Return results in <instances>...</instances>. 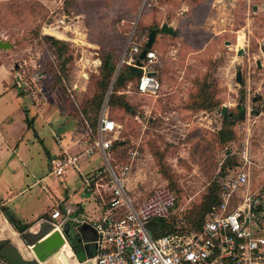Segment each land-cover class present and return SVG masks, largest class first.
<instances>
[{"label":"rangeland","instance_id":"1","mask_svg":"<svg viewBox=\"0 0 264 264\" xmlns=\"http://www.w3.org/2000/svg\"><path fill=\"white\" fill-rule=\"evenodd\" d=\"M165 22L176 35L160 30ZM153 28L158 30L153 50L160 92L143 94L135 79H128L110 101L113 78L99 102L101 57L113 52L120 70L133 32L148 40ZM0 34L12 44L0 49V90L12 78L27 100V84L35 88L34 75L43 73L36 102L54 92L70 106L69 115L85 116L94 128L107 111L118 124L107 136L118 159L132 149L141 153L129 195L142 200L156 186L172 187L178 196L172 218L184 231L193 229L191 220L202 216L209 187L226 174L230 148L240 150L247 143L252 182H264V0H0ZM46 35L67 43L63 56ZM204 90L216 107L198 106L207 100ZM6 100L15 117L22 114L15 99ZM239 104L245 116L234 125L235 142L223 143L218 138L223 107L237 112ZM100 163L98 158L85 167ZM15 248L22 257L37 259L29 246ZM89 250L98 253L95 243ZM64 258L74 264L68 252L57 254L58 260Z\"/></svg>","mask_w":264,"mask_h":264},{"label":"built area","instance_id":"2","mask_svg":"<svg viewBox=\"0 0 264 264\" xmlns=\"http://www.w3.org/2000/svg\"><path fill=\"white\" fill-rule=\"evenodd\" d=\"M147 41L145 34L134 31L125 62L142 69L138 91L157 95L162 84L154 69L156 52L150 48L140 58ZM44 78L43 73H36L35 88L27 84L32 97L42 92ZM83 119L87 134L80 142L82 149L76 154L65 152L53 160L52 173L61 177L67 169H76L85 191L102 205L100 217L92 220L98 253L86 260L94 264H264V182H252L253 154L247 143L240 150L230 148L231 155H238L239 164L228 168L220 180L219 204L208 214L202 228L153 237L148 222L154 217L169 216L177 203L176 194L169 186L161 185L142 200L129 195L128 183L140 151H126V158L118 159L113 140L107 138L117 132L118 124L107 111L100 114L96 128L85 116ZM97 154L102 164L84 172L81 161ZM61 216L60 208L52 213L53 218ZM0 264L11 263L0 253Z\"/></svg>","mask_w":264,"mask_h":264},{"label":"crops","instance_id":"3","mask_svg":"<svg viewBox=\"0 0 264 264\" xmlns=\"http://www.w3.org/2000/svg\"><path fill=\"white\" fill-rule=\"evenodd\" d=\"M11 82L12 78L0 90V239L20 249L29 246L28 235L40 234L43 229L65 230L71 226L74 234L81 224L92 225V220L100 217L102 205L85 191L76 169H67L61 177L52 173L53 160L82 149L80 142L87 134L84 119L69 115L70 106H63L54 92L43 101L36 102L37 97L32 99L31 95L24 100L26 95ZM9 97L16 100L21 115L15 117L10 111ZM98 158L99 154L82 160L80 168L84 172L97 168L102 159L99 165H85ZM57 208L62 216L53 218ZM26 223H31L30 227L20 232L16 224ZM85 232L88 238L95 237L92 227ZM86 243L81 242L83 248Z\"/></svg>","mask_w":264,"mask_h":264},{"label":"trees","instance_id":"4","mask_svg":"<svg viewBox=\"0 0 264 264\" xmlns=\"http://www.w3.org/2000/svg\"><path fill=\"white\" fill-rule=\"evenodd\" d=\"M154 29L155 28H153L152 30H154ZM155 30L157 31V34H158V30L157 29H155ZM160 30H161V28H160ZM45 37L49 40L50 44L57 50L58 55L63 56L64 52L66 51L65 49L67 48V43L64 40L56 38L52 35H46ZM144 47H146V45H144L143 48ZM151 49H153V47ZM101 59H102V64H101V69H100L101 79L99 80V87H100L99 102H101L103 100V98L105 97V95L108 93L113 78H115V80H114L115 82L113 83V92L111 93L110 101L112 99H115L116 97H118L117 91L119 90L120 85H124L126 80L135 79L136 87H137L139 79H140L141 74H142L141 68L126 63L125 67H123V68L121 67V69L118 70L117 64L115 62L116 61L115 55L111 51L106 52L101 57ZM115 73H117L116 77H114ZM202 95H204V97L207 98V100L206 101L204 100V102L200 103L198 105L199 107H202L205 109H212V108L217 106V102L215 100L211 99L212 96L208 97L205 90L202 93ZM122 102H123L122 106H125L127 109H131V105L128 102H126V101H122ZM227 111H228V108H227L226 112L223 113L225 119L223 121L221 129L218 132V138L223 143L226 142L228 144H231V143L235 142L234 140L236 139V135H235V131H234V125L239 120H242L244 118L245 109L241 104H239L237 112H233V110H229L228 112ZM29 125H31V124L29 123ZM227 153H228V160L227 161L232 160V163H229L227 165L226 174L228 172V168L237 166L239 164L238 160L235 157V154L231 155L230 150ZM233 159H234V162H233ZM170 188L174 191V193L177 196V193L175 192V190L172 187H170ZM220 190H221V182L220 181H219V183H213L209 187L208 193L205 195L204 205L202 206V214H201L202 216L198 219H196L194 217L192 218L191 222H192V228L193 229L191 231L200 230L202 228L208 214L219 204ZM177 203H178V196H177ZM177 203H176V205H177ZM173 214L174 213L172 211L171 214L167 217H154V218L150 219V221L148 222L147 225H148V229H149V231L153 237H159V236L170 234L173 232L184 231L183 229L180 228L181 226L179 224V220H177L176 218H172ZM30 225H31V223L16 224L18 230L22 233L24 231H26L30 227ZM191 231L185 230V232H191ZM68 239H69L74 251L78 254V257L82 259L83 258L82 252L84 251V248L81 244L79 236L71 233V234H69Z\"/></svg>","mask_w":264,"mask_h":264},{"label":"water","instance_id":"5","mask_svg":"<svg viewBox=\"0 0 264 264\" xmlns=\"http://www.w3.org/2000/svg\"><path fill=\"white\" fill-rule=\"evenodd\" d=\"M161 30L165 33L171 34V35H176L177 34V30H175V28L173 26H171L168 22H165L162 24L161 26ZM157 37V31L154 29L150 32L149 34V38L148 41L146 43V47L143 49V51L140 54V58L143 59L146 56V53L148 51V49L152 48L155 40ZM12 44L9 41H4L1 38V34H0V49L1 48H8L10 47ZM139 64H141L139 62ZM155 74V73H152ZM237 81L239 83H241L243 81V77H242V72L238 71L237 73ZM23 86H25V83H23ZM227 110V106L223 107V113L226 112ZM52 227V226H51ZM87 227H92V229L95 232V237L93 238H88L85 232V229ZM71 226L67 227V229H51L48 231H43L41 233H43V235L37 234V235H28L27 240L29 242V246L31 248V252H33V254H35L36 259V264H59L56 260V254L61 251L63 249V247L66 245L67 242L70 243L68 236L69 234H71ZM63 230V231H62ZM47 233L48 236H45ZM76 235L79 236L80 241H85L87 242L86 244H84V251L82 252L83 258H79L78 254L74 251L71 243V249L72 252L74 253L76 259L78 260V262H80L81 264H94V262L92 260H86L87 258H92L94 256V254H92L89 250V245L93 244L94 240L97 238V231L94 228L93 225L88 223L85 224H81L78 228H77V232L74 233ZM8 242L6 240H1L0 239V253L6 257L11 264H29L28 262L23 260V257L21 256V254L17 251V249L15 247H7ZM86 260V261H84Z\"/></svg>","mask_w":264,"mask_h":264},{"label":"bare ground","instance_id":"6","mask_svg":"<svg viewBox=\"0 0 264 264\" xmlns=\"http://www.w3.org/2000/svg\"><path fill=\"white\" fill-rule=\"evenodd\" d=\"M55 32H56V31H55ZM56 33H57V32H56ZM243 40H244V38L241 36V37L239 38V43L242 44V43H243ZM237 46H238V45H237ZM240 46H241V45H240ZM63 251L69 253V255H70V256L73 258V260H74V264H81L80 262H78V260L76 259L74 253L72 252V249H71V246H70V243H69V242H67L66 245L63 247V249H62L61 251H59L58 253H61V252H63ZM58 253H57V254H58ZM57 254H56V260H57V262H58L59 264H72V263L70 262V260L67 259V258H64V259H62V260H58V259H57Z\"/></svg>","mask_w":264,"mask_h":264},{"label":"flooded vegetation","instance_id":"7","mask_svg":"<svg viewBox=\"0 0 264 264\" xmlns=\"http://www.w3.org/2000/svg\"><path fill=\"white\" fill-rule=\"evenodd\" d=\"M7 247L10 248L11 246L9 244H7ZM23 260L26 261V262H28L29 264H36V262H37L35 258L25 259L23 257Z\"/></svg>","mask_w":264,"mask_h":264}]
</instances>
